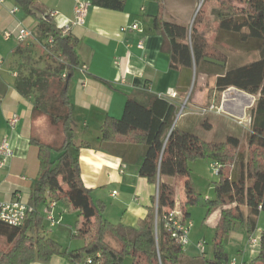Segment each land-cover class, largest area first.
Segmentation results:
<instances>
[{"label":"trees","instance_id":"16d2710c","mask_svg":"<svg viewBox=\"0 0 264 264\" xmlns=\"http://www.w3.org/2000/svg\"><path fill=\"white\" fill-rule=\"evenodd\" d=\"M14 1L27 17L35 20L40 43L58 62L54 72L34 70L31 77L18 82L17 88L22 94L33 93L34 108L50 115L53 122L61 119L64 133V140L56 149L35 138L30 140L38 150L39 172L29 205L35 207L48 201H66L82 217V224L74 237L83 240L84 245L70 251L63 249L44 235L43 217L34 211L26 216L20 227L0 222V238L7 245V249H0V264L47 263L53 256L63 257L68 264H84L87 257L94 258L97 264H124L128 259L130 264H179L185 256L183 247L168 236L161 223L163 214L175 203L174 188L165 181L172 177L183 178L184 199L179 205L184 219L189 216L188 208L192 206L203 208L206 217L221 208L220 219L214 229L213 257L203 264L226 262L228 257L223 238L236 223L249 236L252 235L257 229L260 213H264V0H205L217 2V7L212 10L218 21L216 42L224 41L231 48L257 54L256 59L239 65H229L225 55L210 53L213 46L206 43L196 30L189 34L188 25L163 21L159 16L154 20V27L161 30L168 40L171 66H194L193 87L197 77L203 74L215 77L213 87L218 93L234 88L256 98L249 111L247 137L250 159L238 173L233 174L230 170L240 146L237 138L227 137L219 143L203 141L197 135L180 129L176 123L173 125L177 105L156 96H151L146 105L128 97L122 116L106 117L100 126L102 143H112L123 137L131 143L144 145L145 153L138 174L149 184L157 185L156 235L154 207L148 209L146 218L137 229L102 220V205L92 200L91 191L81 180L78 153L88 145L74 143L68 107V80L72 70L78 66L76 39L69 34H61V28L56 26L38 0ZM92 4L119 11L124 0H92ZM48 38L52 39L50 44L46 43ZM204 57L220 60L225 66L206 63ZM63 69H66V77L58 99L67 110L61 118L48 112L46 90L51 77L61 79L60 71ZM53 152L57 155L55 160L51 159ZM198 159L217 165L219 181L215 183L214 197L201 198L191 185L188 164ZM107 237H111L115 244L107 241ZM258 241L257 255L249 264H264V229Z\"/></svg>","mask_w":264,"mask_h":264},{"label":"crops","instance_id":"0c3cea01","mask_svg":"<svg viewBox=\"0 0 264 264\" xmlns=\"http://www.w3.org/2000/svg\"><path fill=\"white\" fill-rule=\"evenodd\" d=\"M38 1L49 13H54L52 18L56 26H69L68 34L76 39L78 66L69 76L67 97L73 141L77 145H88L82 147L78 153L82 183L91 191L92 200L102 205V220L113 225L137 229L146 218L148 209L155 206L157 185L149 184L138 174V167L145 153L144 145L131 143L123 137H118L112 143L100 141L99 129L105 118H120L128 97L146 105L151 96H156L175 103L178 112L180 106L185 103L181 115L184 120L177 124L180 129L189 131L208 143H219L227 137H234L241 144L245 133L244 128L237 124L236 118H241L247 110H231L225 104L226 98L231 104L236 103L239 98L244 100V97L253 99L254 104L256 98L229 88L222 92L225 97L223 112L202 115L201 109L211 102L215 103L218 93L213 87L215 77L200 74L195 90L186 104L194 84V66H171L168 40L161 30L154 27V20L159 16L163 21L188 25L194 13L195 0H124L119 11L93 5L92 0H81L89 3L84 24L81 26L72 24L76 0ZM209 2L214 3L208 13L217 37L218 21L212 14L217 2ZM132 24H137L142 32L128 29ZM35 25V20L27 17L14 0H4V3L0 4V143L6 139L11 149V156L0 169V202L19 200L29 205L39 172L38 150L30 142L34 136L32 119L38 110L33 105V93L22 94L17 84L21 79L31 77L34 70L45 71L34 65L36 58H49L56 64L58 62L40 43ZM20 27L29 29L32 35L18 44L14 36ZM197 32L208 44L216 41L215 36L210 40L202 30ZM5 33H9L10 38L4 39ZM139 41L142 42L141 49L137 47ZM217 43L225 44L227 48L229 46L224 41ZM256 58L257 54L254 59ZM64 73L66 69L60 71L61 81L57 80L55 83L58 86L57 94L52 99L46 97L47 108L51 107V114L59 117H63L67 110L58 99L64 83ZM168 92H173L175 97L170 98ZM57 104L60 108H57ZM253 104L247 108L248 111ZM12 118L17 120L14 126L9 125ZM214 133H218L216 135L221 141L205 139L206 134ZM56 157L53 152L51 159L55 160ZM210 163L211 167L212 162ZM165 181L172 185L175 191L173 208L181 211L179 202L184 199L183 178L172 177L166 178ZM31 207L43 217L46 237L69 251L84 245L83 240L74 237L82 224V217L66 201H48ZM220 213L221 208L207 217L204 213L203 226L210 236V251L202 252L206 239L203 235H194L192 226L188 243L183 246L185 256L179 264H203L204 261L212 259L214 229L220 219ZM48 216L58 223L51 225ZM190 216L189 213L185 219L191 221ZM262 230L259 227L256 229L257 239ZM254 233L250 236L246 233L248 240ZM106 240L114 244L111 237ZM200 242H203L201 248L198 247ZM257 252L258 250L253 251L252 248L249 255L244 257L242 251H239L240 261L249 264ZM227 257L234 258L228 255ZM31 264L68 262L63 257L53 256L47 263Z\"/></svg>","mask_w":264,"mask_h":264},{"label":"rangeland","instance_id":"374dc122","mask_svg":"<svg viewBox=\"0 0 264 264\" xmlns=\"http://www.w3.org/2000/svg\"><path fill=\"white\" fill-rule=\"evenodd\" d=\"M236 5L240 6L239 4ZM212 6H214V3L212 2L205 0H195V8H194L192 20L188 24L189 34L192 30L198 31L200 29L205 35L208 36V38H211L210 40H213L214 36L216 37L215 29L212 25V18L208 13L210 10L209 8H211ZM209 44L210 46H213V48L210 47V53L214 55H221V54L225 55L226 62L229 63V65L244 64L256 57L255 52L247 53L242 50L231 48L230 46H228L227 48V45L218 44L216 41L214 43L212 41ZM36 59L37 61L35 62L34 65L38 66V68H43V70L47 72L52 73L58 67V64H56L54 61H52L49 58H36ZM57 80L61 81V79H59L56 76H53L49 79L46 90V97L48 96L51 97L52 99V97H54L57 94L58 86L55 85ZM197 83H198V77L196 79L194 87H192L189 97L195 90ZM222 96L224 97L223 93H218V97L215 104L218 105L220 103ZM226 100L228 101L229 99L226 98ZM226 102L225 104L228 105V107L231 110L236 112L237 111L239 112L241 108H246L247 111L246 113L243 114L242 117H246V118L249 117V111H248L249 109L247 108L250 107L251 104H253V99L244 97V100L242 98H239V100L234 104H231L230 100L228 101L229 103ZM53 104L51 106H53ZM57 108H60L59 104H57ZM48 110L50 114L51 112H53V109L51 107H49ZM183 120H184L183 116H180L177 119L176 124L181 123ZM32 123H33V135H34L33 138L37 139L43 144L48 145L54 149L58 148L62 144L64 140V133H63L61 120L56 123H53L50 118V115L36 111L32 119ZM248 131H249L248 127L244 128L245 138L242 139L239 149L230 166V170L231 172H233V174L238 173L241 166L246 165L250 159L251 149L248 146V137H247ZM216 134L218 135V133H214V135L206 134L205 139H208L209 141L210 140L217 142L221 141L219 136H217ZM210 164L211 163L209 161L203 159H198L188 164L190 170L191 185L195 190V192L198 194V196H200L201 198L214 197L215 183L219 181V176L217 175V172L210 167ZM188 211L191 214L190 217L193 226L192 233L194 235H198V234L203 235L206 239V244L204 245V249L202 252L204 253L210 251L211 248L210 236L206 231L205 227L203 226L205 210L199 207L198 205H196L188 208ZM258 227L264 229V213H261L260 216L258 217L257 228ZM257 234L258 232H255L253 237L256 238ZM247 242H248L247 234L240 227V225L236 223L233 226L230 233L228 234V236H226L224 239L225 252L229 257H234L240 261L241 254L239 253V251H242V254L245 257V255L246 256L249 255V252L252 249ZM0 249L1 250L7 249V245L5 244L3 238H0ZM254 250L257 251L258 247H254L253 251ZM241 259L243 260V258ZM124 264H130V261L126 260Z\"/></svg>","mask_w":264,"mask_h":264},{"label":"built area","instance_id":"2783aa9c","mask_svg":"<svg viewBox=\"0 0 264 264\" xmlns=\"http://www.w3.org/2000/svg\"><path fill=\"white\" fill-rule=\"evenodd\" d=\"M4 3V0H0V4L2 5ZM89 8V3H86L81 0H76L75 6H74V20L72 22L73 25L81 26L84 24L87 11ZM15 10L12 11L14 13ZM50 16L53 17L54 13H50ZM130 30H134L137 32H142V30L139 28L137 24H132L127 27ZM124 30V29H123ZM69 32V26H64L61 28V34L66 35ZM32 32L24 27H20L17 31V34L14 36L15 41L18 44L23 43L27 38L31 37ZM10 38L9 33L4 34V39ZM52 42L51 38H48L46 40L47 44H50ZM137 47L139 49L142 48V42L139 41L137 43ZM66 73L62 74V79H65ZM218 93V92H217ZM222 93V92H221ZM168 95L170 98L175 97V94L173 92H168ZM225 98L222 96L220 103L217 105L214 102H211L207 106L203 107L200 111L202 115H205L209 112H215V113H222V105ZM185 107V103L180 106L177 119L182 115L183 109ZM16 118H12L9 120V125L14 126L16 123ZM175 121V123H176ZM237 124L240 125L243 128L248 127L250 125V116L249 117H241L236 118ZM173 123V125H175ZM11 156V149L9 147V143L6 139H3L0 143V169L4 166V163L8 157ZM212 169L217 172V165L215 163H212L211 165ZM157 198V196H156ZM34 213V208L29 206L28 204L21 202L19 200L11 201V202H0V222L12 226V227H20L23 225L26 216L28 214ZM154 213H155V221H154V232L155 235L157 234L158 229V214H157V202L154 206ZM51 225H55L58 222L53 220L51 216H48L47 218ZM161 223L163 225L164 230L167 232L168 236L177 244L180 246H185L188 243V237L189 233L192 227V222L190 220H186L183 218V215L180 210L172 208L169 209L165 214H163L161 218ZM258 239L250 237L248 240V245L251 248H254L258 245ZM203 246V242H200L198 244V247L201 248ZM96 258H99V254H96ZM84 264H97V262L92 257H87L85 259ZM220 264H243L242 261H239L236 258L228 259L226 262L220 263Z\"/></svg>","mask_w":264,"mask_h":264},{"label":"water","instance_id":"95a60500","mask_svg":"<svg viewBox=\"0 0 264 264\" xmlns=\"http://www.w3.org/2000/svg\"><path fill=\"white\" fill-rule=\"evenodd\" d=\"M203 61L206 62V63L212 64V65H215V66H220V67H224L225 66L224 62H222L220 60H217V59H214V58H210V57H204ZM175 121H176V118H175ZM175 121H174V123H175Z\"/></svg>","mask_w":264,"mask_h":264}]
</instances>
